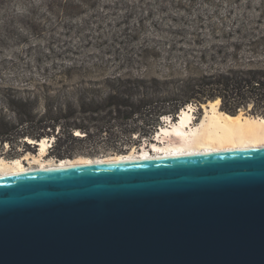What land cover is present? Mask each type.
Segmentation results:
<instances>
[{"label": "water", "instance_id": "obj_1", "mask_svg": "<svg viewBox=\"0 0 264 264\" xmlns=\"http://www.w3.org/2000/svg\"><path fill=\"white\" fill-rule=\"evenodd\" d=\"M0 264H264V147L0 176Z\"/></svg>", "mask_w": 264, "mask_h": 264}, {"label": "rangeland", "instance_id": "obj_2", "mask_svg": "<svg viewBox=\"0 0 264 264\" xmlns=\"http://www.w3.org/2000/svg\"><path fill=\"white\" fill-rule=\"evenodd\" d=\"M254 20L264 27V0H0V87L14 89L20 97L38 95L42 109L49 95L75 105L82 96L102 97L104 92L88 89L118 72L177 80L187 72V63L198 73L246 64L264 58V47L253 51L249 42ZM237 40L243 44L235 62L228 42ZM221 41L226 45L221 57L200 59L203 45ZM77 88L87 91L78 94ZM197 105L196 121L205 115ZM243 109L261 115L252 103ZM1 115L16 122L13 111L0 101ZM135 117L127 123L113 120L103 131L139 132L152 114ZM58 128L54 133L47 128L51 137ZM61 140L62 147L72 144L77 151L71 157L90 155L93 148L65 136ZM0 146V155L7 158L40 152L39 146L27 147L21 139L14 149L7 142ZM94 147L109 150L104 142ZM55 152L48 151V159Z\"/></svg>", "mask_w": 264, "mask_h": 264}, {"label": "trees", "instance_id": "obj_3", "mask_svg": "<svg viewBox=\"0 0 264 264\" xmlns=\"http://www.w3.org/2000/svg\"><path fill=\"white\" fill-rule=\"evenodd\" d=\"M253 32L255 33L250 34L249 42L253 45V51H256L259 47H264V27L260 20L253 21ZM228 43V48L234 50L230 55L235 57L234 60L238 59L234 54L242 48V41ZM225 47V41L203 45L199 49L200 59L205 61L211 60V57H221L226 52ZM189 64L187 63L184 77L177 80L122 72L106 76L88 89L98 93L104 92V95L91 99L82 96L78 98V105L67 100L61 101L57 97L51 98L49 95L47 103L41 109L38 95L20 97L14 89L0 87V101L4 108L13 111L16 118L13 123L6 121V116L1 115L0 144L8 142L12 148L21 139L29 147L31 144L23 139L31 137L38 141L50 136L48 127L54 133L56 126H59L58 134L54 135L56 139L53 149H50L53 152L57 150L55 157L61 159L77 153L72 144L62 147L63 136L67 140L86 142L93 146L89 152L93 156L107 152L121 153L131 149L134 144L141 146L147 138L152 139L160 124L161 115L171 114L176 118V114L190 103L199 104L218 98L222 101L221 109L229 113L236 114L241 108L252 103L253 108L264 116V58H253V62L246 64L233 63L227 68L211 67L210 71L203 73L193 72ZM77 91L78 94H83L87 90L77 88ZM147 111L151 112L152 118L139 132L136 129H129L123 134L111 130L106 133L103 131L113 120L127 123ZM76 131L84 135H76ZM134 134L137 139L133 138ZM100 142H104V149L109 150L98 151L94 146L96 144L98 147ZM1 155L5 156L4 153Z\"/></svg>", "mask_w": 264, "mask_h": 264}, {"label": "bare ground", "instance_id": "obj_4", "mask_svg": "<svg viewBox=\"0 0 264 264\" xmlns=\"http://www.w3.org/2000/svg\"><path fill=\"white\" fill-rule=\"evenodd\" d=\"M221 102V98H218L203 103L201 108L205 115L202 120L201 118L198 120L199 122L195 118V103L188 104L190 107L182 109L179 122L172 126L163 125L157 130L159 138L156 137L150 142L146 140L140 146L141 148L133 147L127 153H111L95 157L82 154L60 160L55 157L48 159L47 145L51 141V136H45L38 141L31 137L25 138L24 140L33 141L40 146V152L24 153L12 158L1 155L0 176L55 167L66 168L127 160L181 157L264 147V116L248 114L243 108L238 113L232 114L221 109ZM76 135L83 136L84 133L76 132Z\"/></svg>", "mask_w": 264, "mask_h": 264}, {"label": "built area", "instance_id": "obj_5", "mask_svg": "<svg viewBox=\"0 0 264 264\" xmlns=\"http://www.w3.org/2000/svg\"><path fill=\"white\" fill-rule=\"evenodd\" d=\"M197 106H198V105L196 104V108H197ZM173 118H174V117H173L171 114L161 115V116H160V124L157 126L156 131H157L158 129H161L162 126L166 124L167 120H169V119H173ZM166 126H167V125H166ZM156 131H155V133H156ZM134 136H135V134H134ZM152 137L154 138V136H152ZM51 141H52V143L55 142V137H54V136L51 137Z\"/></svg>", "mask_w": 264, "mask_h": 264}, {"label": "flooded vegetation", "instance_id": "obj_6", "mask_svg": "<svg viewBox=\"0 0 264 264\" xmlns=\"http://www.w3.org/2000/svg\"><path fill=\"white\" fill-rule=\"evenodd\" d=\"M185 107H186V106H185ZM180 111H181V110H180ZM178 114H179V113H178ZM178 114H176V117H177ZM53 144H54V143H53ZM52 148H53V146H52L50 149H52ZM50 149H49V152H50ZM56 158L58 159V157H56Z\"/></svg>", "mask_w": 264, "mask_h": 264}, {"label": "clouds", "instance_id": "obj_7", "mask_svg": "<svg viewBox=\"0 0 264 264\" xmlns=\"http://www.w3.org/2000/svg\"><path fill=\"white\" fill-rule=\"evenodd\" d=\"M182 110V109H181ZM180 113V112H179ZM153 136H154V134H153Z\"/></svg>", "mask_w": 264, "mask_h": 264}]
</instances>
